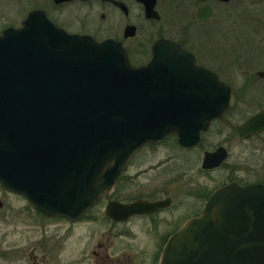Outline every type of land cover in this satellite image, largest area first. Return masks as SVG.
Instances as JSON below:
<instances>
[{
  "label": "water",
  "instance_id": "obj_1",
  "mask_svg": "<svg viewBox=\"0 0 264 264\" xmlns=\"http://www.w3.org/2000/svg\"><path fill=\"white\" fill-rule=\"evenodd\" d=\"M142 1L147 18H159L155 0ZM234 102L231 87L173 40H158L151 61L136 66L120 41L69 32L32 10L0 33V182L48 213L78 217L145 143L177 134L195 144ZM263 129L264 111L241 133ZM160 264H264V185L216 190Z\"/></svg>",
  "mask_w": 264,
  "mask_h": 264
},
{
  "label": "flooded vegetation",
  "instance_id": "obj_2",
  "mask_svg": "<svg viewBox=\"0 0 264 264\" xmlns=\"http://www.w3.org/2000/svg\"><path fill=\"white\" fill-rule=\"evenodd\" d=\"M186 1L155 0L156 16L152 17L159 18H147L146 4L142 0H67L60 3L53 0L50 9L35 7L44 9L54 22L69 31L52 18L68 17V9L64 10L67 5H78L75 11H82L85 17H114L110 32L104 37L92 32H71L121 41L136 65H146L151 60L157 40L172 39L190 51L199 66L216 72L232 88L235 103L223 117L210 122L194 145L181 144L177 135L143 145L133 154L110 192L79 218L51 215L39 209L26 195L0 183V264H159L168 240L190 219L201 214L216 189L231 182L244 186L264 185V129L247 135L241 133L249 118L264 111V45L248 46L243 52L237 49L228 62L218 66L224 74L209 63L212 62L210 58L215 59L213 51L209 52L210 58L201 59L197 46L188 45L190 39L170 35L161 24L157 25L158 29L155 26L151 37L134 42V47L129 45L135 38L126 36L127 27L134 24L132 17L159 22L165 17L164 7L168 17H181V6ZM199 1L202 2L200 16L210 17L212 1L227 3L230 0H191L193 7ZM115 17H120L119 26ZM184 36L189 37V34ZM223 55H218L219 59ZM235 58L240 61L237 67L241 70L237 86L230 79ZM231 117L240 118V122L230 130ZM213 131L222 133V141L214 145L208 140V134ZM170 139L173 142H169ZM234 140L239 145L237 161L233 160ZM165 147L174 149L176 156L159 157ZM212 152H218L219 157L223 155L219 164L217 158L205 163L207 154ZM180 153L190 155L183 165ZM209 163L214 164L210 166ZM214 172L223 174L215 184L212 183ZM15 197L23 198L26 205H6Z\"/></svg>",
  "mask_w": 264,
  "mask_h": 264
},
{
  "label": "rangeland",
  "instance_id": "obj_3",
  "mask_svg": "<svg viewBox=\"0 0 264 264\" xmlns=\"http://www.w3.org/2000/svg\"><path fill=\"white\" fill-rule=\"evenodd\" d=\"M52 4L53 0H0V31L9 25L19 26L31 9L38 6H45L46 9H50L52 8ZM192 4L191 0L183 3L181 6L183 15L181 17H168L165 7L162 6L164 7L163 12L165 13V17H161V21L159 22L155 20L147 21L145 17H132V23L138 25V32L133 41H129L130 47H134V42L136 43L143 38L151 37L155 26L158 24L160 26L161 24L164 30H167L170 35L190 39L189 42L187 41L188 45L197 46L201 59L205 60L210 58L208 57L209 52L213 51L212 55L215 59L210 58L212 62H206L213 64L218 71L224 74L222 68L218 69V66L221 62H228L232 57L231 55H234L233 52L236 53L237 49L243 52L248 46L255 45L261 47L264 45L260 41L263 40L261 37L264 38V0H230L227 3L212 1L209 4L210 17L200 16L202 2L199 1L194 7ZM77 6L73 4L64 6V10L65 8L68 9V17L52 18L68 27L71 31L92 32L100 37H104L106 33L110 32L109 29L112 27L111 18L114 17H109V19L108 17H85L82 11L78 10V13L75 11ZM115 18H117L116 22L119 26L121 22L120 17ZM158 26L156 29L160 28ZM98 29L102 32L98 31ZM186 33L189 34V37L184 36ZM206 53L208 54L207 56ZM218 55H223V58L221 57L219 59L220 57ZM239 63L240 61L238 62L235 58L233 60V68L230 69V79L236 86L238 81L237 77L241 73V70L237 67ZM239 122L240 118L238 117L229 118L228 125L230 130L233 126L238 125ZM208 140L213 143L212 145L220 143L222 141V133L220 131H213L211 134H208ZM171 141L173 142L172 139L169 140V142ZM236 142V140L232 142V148L235 152H238L239 145ZM245 145L248 144L245 143ZM244 148H247V146H244ZM237 152L233 158L236 161L238 159ZM176 154L174 149L165 147L160 151L159 157L164 158L168 155L175 157ZM178 156L182 160V165L190 159V155L187 153H180ZM248 160L253 159L249 158ZM222 176L223 174L220 172H214L212 174V183L215 184L221 180ZM6 205L23 206L26 205V202L21 197H15L12 203L6 202Z\"/></svg>",
  "mask_w": 264,
  "mask_h": 264
}]
</instances>
